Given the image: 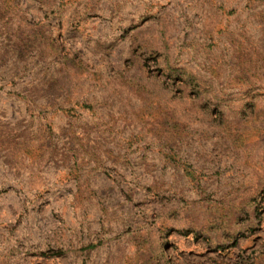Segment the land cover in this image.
I'll return each mask as SVG.
<instances>
[{
	"label": "rangeland",
	"instance_id": "obj_1",
	"mask_svg": "<svg viewBox=\"0 0 264 264\" xmlns=\"http://www.w3.org/2000/svg\"><path fill=\"white\" fill-rule=\"evenodd\" d=\"M0 264H264V0H0Z\"/></svg>",
	"mask_w": 264,
	"mask_h": 264
}]
</instances>
